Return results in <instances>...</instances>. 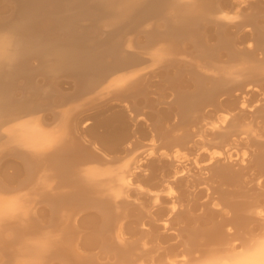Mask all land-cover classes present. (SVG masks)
Returning <instances> with one entry per match:
<instances>
[{
    "label": "bare ground",
    "instance_id": "bare-ground-1",
    "mask_svg": "<svg viewBox=\"0 0 264 264\" xmlns=\"http://www.w3.org/2000/svg\"><path fill=\"white\" fill-rule=\"evenodd\" d=\"M0 264H264V0H0Z\"/></svg>",
    "mask_w": 264,
    "mask_h": 264
},
{
    "label": "snow or ice",
    "instance_id": "snow-or-ice-1",
    "mask_svg": "<svg viewBox=\"0 0 264 264\" xmlns=\"http://www.w3.org/2000/svg\"><path fill=\"white\" fill-rule=\"evenodd\" d=\"M10 211H12L13 213H15L16 211H17V209H16V207H12L11 209H10Z\"/></svg>",
    "mask_w": 264,
    "mask_h": 264
}]
</instances>
